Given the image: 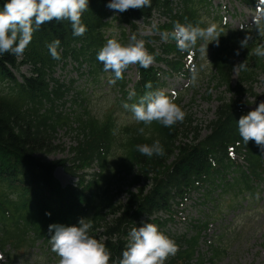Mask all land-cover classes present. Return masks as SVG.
I'll use <instances>...</instances> for the list:
<instances>
[{
  "label": "trees",
  "instance_id": "obj_1",
  "mask_svg": "<svg viewBox=\"0 0 264 264\" xmlns=\"http://www.w3.org/2000/svg\"><path fill=\"white\" fill-rule=\"evenodd\" d=\"M244 1V4L254 3ZM4 2L0 0V7ZM106 4L107 0H89L87 10L81 16L87 26L83 36H73L68 21L53 20L41 25L33 33L32 41L22 55H0L1 247L12 242V246L18 249L22 242H27L25 236L32 231L34 236L29 240L32 245L38 239L49 241L50 224L75 225L80 218H86L92 221L90 235L104 243L115 259L127 247L128 233L133 227H138L140 218L147 219L160 212L169 214L173 204H178L177 199L182 201L195 191H202L204 200L211 202L215 210H218L219 202L230 191H233L235 198L238 195L246 198V194L250 196L257 192L255 183L262 181L264 148L252 140L245 145L236 126L238 119L249 112L244 109L247 104L242 100L246 93H252L251 82L255 81L256 70L263 66L264 56L254 54L257 37L253 29L234 31L219 27L218 43L209 41L207 45L206 65L200 64L197 59L195 68L198 70V78L205 75L209 83L223 87L225 94L230 93L229 97L218 98L220 104L215 110L214 119L206 124L208 132L204 138L201 137L200 126L193 125V116L188 113L183 122L164 127L156 121L148 125L138 123L130 110L124 107L125 103H136L148 91L166 88V81L163 80L166 76L181 74L185 78L189 77L188 70L181 65L176 67L189 53L178 50L171 36L172 45L165 44L160 52L145 45L148 52L154 55V62L163 63L168 70L158 67L144 69L136 64L139 78L133 89L135 96L118 103L127 122H117L110 113L96 118L86 112L84 116L75 117L77 126L73 128L71 123L61 122L62 118L53 109L41 113L43 101L53 107L55 100L62 99L68 91V87L51 78L55 67L68 54L74 60L80 58L86 61L98 80L103 67L102 62L97 61L96 54L106 43L104 35L113 26V22L118 20L135 30L137 21L149 24L148 20L155 9L168 12L170 17L169 24L156 28L160 32L172 30L174 22L200 23L203 27V15L208 14L211 0H182L183 12L175 15L169 10L168 0H152L149 8H130L124 12L110 9L111 13H108ZM199 7L204 8V13H201ZM114 14H118L117 17L109 21V16ZM214 20L221 22L218 18ZM261 30L264 41V27ZM246 35L251 38L241 48L240 41ZM57 38L61 41L60 60L52 59L47 48V44ZM148 39L152 42L157 40L155 37ZM201 42L206 43L198 40L195 51L199 52ZM72 45H78L79 48ZM168 56H174L176 60ZM18 57L22 60L18 61ZM237 60H240L239 64L244 62L247 68H239L237 85L234 87L231 76ZM26 64L31 65L32 76L23 77L22 82H19L9 68L19 71ZM49 78L56 86L52 91L53 98L49 97ZM115 83L121 91L126 87L123 76ZM146 84H151V88H147ZM258 100V103L264 101L262 98ZM175 103L184 110L181 92L175 93ZM78 107L82 108V104H78ZM63 127L77 135L76 147L70 150L71 158L53 162L38 158L36 155H53L60 150L53 142L57 136L56 131ZM140 128H143V132L138 131ZM189 135H192L191 140ZM157 139L164 147L163 156L147 157L136 148L139 144L150 145ZM241 149L246 150V168L239 166L229 156L230 150L239 152ZM91 165L97 166L99 172L93 174L94 179L86 182L80 171ZM57 167L79 178L76 188L60 186L53 178ZM230 172L234 173V177L228 183L225 177ZM105 175L108 177L106 184L99 188L97 182ZM130 176L138 188L136 192H129L125 203H121L118 198L124 182ZM217 178L219 184L215 183ZM218 189V196L214 198ZM214 216L210 214L207 218ZM207 224V221L200 223L194 229L200 233ZM10 225L14 229H10ZM197 241L198 236L177 239L176 242L179 245L182 242L185 247L175 254L176 257L167 259L165 264H190ZM222 251L213 249V258H219Z\"/></svg>",
  "mask_w": 264,
  "mask_h": 264
},
{
  "label": "clouds",
  "instance_id": "obj_2",
  "mask_svg": "<svg viewBox=\"0 0 264 264\" xmlns=\"http://www.w3.org/2000/svg\"><path fill=\"white\" fill-rule=\"evenodd\" d=\"M88 3L89 0H5L0 7V55H22L32 41L33 33L41 25L53 20L68 21L72 35L83 36L87 26L82 22L81 16L87 10ZM151 4L152 0H107L106 7L124 12L130 8H149ZM253 20L257 24L264 22V0H257L256 16ZM155 27L152 25V29ZM169 35L178 50L189 54L195 50L198 40L206 42L199 48L204 56L207 45L210 42L218 43L220 37L214 22H208L205 27H201L200 23L194 25L174 22L171 33L160 32L164 41ZM250 38L246 35L240 41V47L244 48ZM60 45L58 38L47 44L48 52L54 60L61 59ZM254 54L264 56V41L256 45ZM96 59L102 62L103 71L112 74L113 79L109 82L115 83L122 78L130 64H139L141 68L147 69L154 62V55L148 52L143 39L132 37L131 42L126 45L116 39H108L97 52ZM238 66L242 70L247 68L244 62ZM198 75V70L193 67L186 86H196ZM146 87L151 88V84H146ZM133 96L134 90L129 92V99ZM124 107L130 110L136 122H143L144 125L156 121L164 127H171L183 122L186 115L185 110L175 103V93L169 95L160 89L148 91L136 103H125ZM236 126L245 145L252 140L264 148V101H260L246 115H242ZM138 131L143 132V128ZM136 148L147 157L164 155V147L158 139L153 140L150 145L139 144ZM91 229L92 221L86 218H80L75 225L53 223L48 226L51 233L49 242L52 251L59 257V264H165L179 249L176 241L156 224L143 223L129 231L127 247L119 257L113 259L106 245L90 235ZM0 261H5L3 253H0Z\"/></svg>",
  "mask_w": 264,
  "mask_h": 264
},
{
  "label": "rangeland",
  "instance_id": "obj_3",
  "mask_svg": "<svg viewBox=\"0 0 264 264\" xmlns=\"http://www.w3.org/2000/svg\"><path fill=\"white\" fill-rule=\"evenodd\" d=\"M213 8L215 9L213 13H220V16L224 15L225 9L230 12V14H235L234 18L227 17V23L232 29L238 28L240 25L243 27L252 26L255 24L253 18L256 16V10L247 6H243L239 0H213ZM206 17V15H205ZM212 22L211 18L210 21ZM207 23L205 24V26ZM138 30L132 32L130 28H126L125 25L116 27L109 33L111 39L118 40V33L125 29V34L127 36V43L131 42L132 37L137 35L136 39H143L144 37H153L152 31L144 23H138ZM144 40V39H143ZM145 41V40H144ZM147 43V41H145ZM202 62L206 61V56L203 54ZM23 71H25L23 69ZM236 72L233 75V84L236 83ZM56 77H68V73L58 71ZM74 76V74H73ZM257 82L253 84L254 93L261 96L264 94V70H260L257 76ZM126 78L129 82L135 78V65L132 64L131 68L126 72ZM110 81V80H108ZM185 81L181 78L173 79L170 81L171 89L178 90L179 87L184 85ZM95 86V84H94ZM207 91L211 95L208 100ZM223 89H215L212 85H209L205 77H201L198 80L196 86L190 87L184 93L183 104L185 106V112L193 116V125L200 126L201 136L203 137L207 133L206 124L213 120L214 112L216 107L219 105L217 98ZM107 92V93H106ZM106 93V95H105ZM112 90L110 86H104V89L96 88L94 96L89 100V110L91 115L100 117L110 109L115 108V102L113 95H111ZM246 101H250L252 104L249 108L254 109L256 107L255 100L248 98ZM122 118H119L121 120ZM59 128L57 130V136L53 144L60 147V150L53 153V155L40 154L38 157L46 161L53 160H65L71 158L70 149L76 144V132H68ZM92 171V170H91ZM90 171V172H91ZM55 178L58 179L63 187L69 183H73V179L62 172L61 169L56 170ZM132 176L128 178L121 189V195H119L118 200L121 203H125L127 194L129 192H136L138 184H133ZM264 179V176H263ZM261 194L251 198L248 203L245 200L240 201L239 207L235 211V214L227 212V204L221 203L222 214L225 215L224 220L219 221L217 225L211 226L206 232V240L201 242L199 247V253L205 258L204 264H264V182L260 186ZM232 197H225L224 200L228 203ZM196 200L193 198L189 203L183 204L182 207L178 208L177 217L173 218L172 222L164 228L166 235L170 238L173 236L180 237L187 233L190 228V224L196 222L197 219L203 218L204 213L208 212L210 209L207 206H194ZM209 207V208H208ZM226 228V233L219 234L220 229ZM223 232V231H222ZM223 234V236H222ZM31 236V234H29ZM215 235V237H214ZM217 241L221 242V245L225 247L226 254L221 260L217 262H209L210 252L208 250L209 243ZM208 240L210 242H208ZM208 242V243H207ZM4 254L5 261H0V264H59L58 258L52 254V249L50 244L37 243L33 247H21L19 250H15L11 254V260L7 259L6 254Z\"/></svg>",
  "mask_w": 264,
  "mask_h": 264
}]
</instances>
